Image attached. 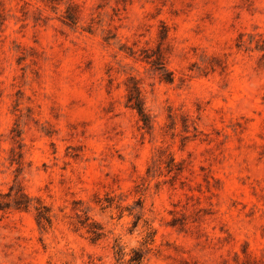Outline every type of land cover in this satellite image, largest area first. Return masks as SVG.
Listing matches in <instances>:
<instances>
[{"label": "rangeland", "instance_id": "rangeland-1", "mask_svg": "<svg viewBox=\"0 0 264 264\" xmlns=\"http://www.w3.org/2000/svg\"><path fill=\"white\" fill-rule=\"evenodd\" d=\"M0 200V264H264V0H0Z\"/></svg>", "mask_w": 264, "mask_h": 264}, {"label": "trees", "instance_id": "trees-1", "mask_svg": "<svg viewBox=\"0 0 264 264\" xmlns=\"http://www.w3.org/2000/svg\"><path fill=\"white\" fill-rule=\"evenodd\" d=\"M155 63L159 66L162 67V62L159 59H156ZM167 80H171V77L168 78ZM137 96L133 95L132 93L129 94V101H132L134 107L136 108V110L138 111V113L142 116V119L144 121H146V115L143 112L142 107L139 105L138 101H137ZM21 197V196H20ZM23 198V197H22ZM22 198H18V197H13V202L15 204V206L17 208L20 207H27L28 206V201L26 199H22ZM5 206H7V202L0 200V209L5 208ZM39 218H43V219H47V215L45 214L44 211L39 210ZM134 254L129 258V261L132 264H138L142 258V253L139 250H133Z\"/></svg>", "mask_w": 264, "mask_h": 264}]
</instances>
